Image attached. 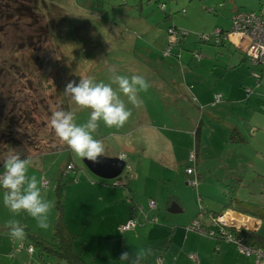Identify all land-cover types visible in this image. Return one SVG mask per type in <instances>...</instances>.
I'll use <instances>...</instances> for the list:
<instances>
[{
    "label": "rangeland",
    "instance_id": "rangeland-1",
    "mask_svg": "<svg viewBox=\"0 0 264 264\" xmlns=\"http://www.w3.org/2000/svg\"><path fill=\"white\" fill-rule=\"evenodd\" d=\"M163 1L167 5L165 12L154 0H6L13 7L19 6L21 14L0 19V166L13 151L20 153L22 159L30 158L29 174L45 178L43 195L54 207L50 228L42 230L25 213L13 216L3 205L0 189V264H69L54 256H45L42 261L37 251L30 256L27 249L20 250L21 242L27 241L12 238L6 224L9 219H17L23 227L29 226L48 237L53 235L51 227L59 212L55 190L70 156L78 165L71 163L72 169L77 168L78 172L63 177L60 205H64L72 226L78 230L73 247L82 250L87 264H105L100 257L95 263L98 251L122 254L125 249L121 226L129 221L110 233H102L99 223L106 224L114 214L132 213L138 225L151 224L148 229L154 228L152 233L169 236L175 229L179 249L183 232L195 234L190 239L195 243L201 240L203 247L214 241L212 256L205 263L200 255L201 264H257L255 253L246 256L235 243L218 241V237L189 230L188 226L204 209L213 212L223 204L234 208L262 199L264 172L259 175V171L264 167V78L259 81L254 71L264 67L245 59L243 49L205 43L204 36L220 23L230 26L231 17L238 11H261L264 0ZM170 12L172 18L167 21L165 15ZM173 24L187 29L181 51L177 47L183 41L181 36L169 33V44L165 41L164 35ZM195 34L196 43L191 42ZM113 66L116 74L143 75L151 85L147 92L139 93V107L121 94L132 111L123 127L109 128L100 122L93 134L103 141L105 155H125L131 165L126 172L133 175L129 182L131 192L115 209L104 207L99 199L123 184H115L117 178H103L91 172L84 158L60 141L49 124L56 110H76V122H87L90 110L77 109L64 92L65 87L71 81L79 83L81 76L111 84L113 74L109 69ZM112 87L118 91L116 84ZM199 87L222 95L223 100L214 106L205 105L202 111L193 101ZM31 97L38 102H29L37 112L35 119L32 117L35 122L29 118L22 121L18 119L20 109ZM230 101L236 104L230 105ZM201 120V138L205 145L215 142L217 155L205 148L206 171L199 184L193 186L189 179L195 174H188L186 169L193 166L189 154L195 148L194 132ZM240 124L243 131L247 125L258 128L248 133L245 130L249 144L224 146V129L229 128L230 135ZM13 135L17 136L14 141ZM58 145L64 150L56 151ZM39 149L48 152L37 154ZM256 166L259 169L255 170ZM0 171H4L3 166ZM171 195L178 197L181 212L168 210ZM151 199L156 206L150 205ZM86 213L88 218L84 217ZM140 215L144 219L148 216L149 221L140 222ZM90 230L101 237L91 238ZM230 230L244 235V243L254 246L264 257V248L250 243L243 229ZM261 230L264 233V224ZM142 238L128 237L126 247H139L144 242L143 247L148 248V242H153ZM158 240L154 246L165 250L166 241ZM224 248L235 249L236 256L221 255Z\"/></svg>",
    "mask_w": 264,
    "mask_h": 264
},
{
    "label": "clouds",
    "instance_id": "clouds-1",
    "mask_svg": "<svg viewBox=\"0 0 264 264\" xmlns=\"http://www.w3.org/2000/svg\"><path fill=\"white\" fill-rule=\"evenodd\" d=\"M109 71L113 74L111 84L95 82L92 77L81 76L79 83L71 81L65 87L64 92L71 97L77 109L90 110L87 122H76V110H56L49 119L50 127L60 141L77 156L92 162H98V158L105 152L103 141L93 135L97 132L100 122L109 128H121L132 116V111L121 94L133 106L139 107V93L147 92L151 87L143 75H119L116 74L115 66ZM112 84L118 86V91ZM31 166L30 158L22 159L21 154L16 151L8 154L3 164L4 171L0 173L2 201L13 216L25 213L36 221L38 228L47 230L51 226L49 217L54 205L43 195L45 178L30 175ZM6 226L12 238H25V229L19 220L9 219ZM152 254L151 248H141L135 253L123 252L120 260L126 264H142V261Z\"/></svg>",
    "mask_w": 264,
    "mask_h": 264
},
{
    "label": "crops",
    "instance_id": "crops-1",
    "mask_svg": "<svg viewBox=\"0 0 264 264\" xmlns=\"http://www.w3.org/2000/svg\"><path fill=\"white\" fill-rule=\"evenodd\" d=\"M160 1H162V0H160ZM166 9H167V5H166ZM209 9L212 10L211 8H209ZM182 11L185 12L186 9H183ZM167 15L168 16H167V18H165V20L168 21V20H170L172 18V14L170 12ZM165 17H166V15H165ZM224 25L225 24L220 23V25L217 26L216 28H221L223 31H230L231 26H232V17H231L230 26H227V25L224 26ZM173 26H175V25L173 24ZM177 28H179V27L177 26ZM180 28L181 29H184V30H187V29L182 28V27H180ZM164 37H165V41L168 42V44H169V40H168L169 35H168V33H167V36H166V33H165ZM185 42H186V38L183 39V41L177 46V47L180 48V51H181V46ZM191 42H194V43L197 42V36H196V34H195V39H192ZM198 42H200V41H198ZM219 44H221V43H219ZM219 44H217V45H219ZM221 45H226L229 48L234 49V50L239 49V46L237 47V40L234 39L233 37L230 38V40L223 42ZM244 56H245V53H244ZM245 59H247L246 56H245ZM258 66H262V65H258ZM254 73L256 74V77L259 79V81H261L264 78V69H261V71H259V72L254 71ZM216 94H217L216 92H213V91H211L208 88L206 89L204 87H199L196 90V93L194 95V99H193L194 104L195 103H198L199 108L203 111L205 109L204 108L205 105H207V104H211V105L214 106L213 101L215 99ZM222 100H223V98H222ZM234 103L236 104L235 101H230V105L231 104H234ZM238 103H240V102H238ZM202 122H203V120H201L199 122V124L197 125V129L194 132L195 148H194V150H191L190 151V154L192 152H195L196 153L195 161H190V162L193 163V167H194V173H192V175L195 174V176L198 178V184H199L200 179L203 177V173L206 171L205 162H206V155L208 153L205 150V148L206 149H209L210 150V153H212L213 155H217V152H216L217 146L214 148V143L215 142L212 143L210 141L211 143L205 145V142L201 138L202 129H203ZM198 127H199V129H198ZM235 127L243 135V137L245 138V140L244 141H234V140H232L230 138L231 134L229 135V131H230L229 128L228 129H224V133H223V140L224 141L222 140L224 146H227L229 143H231V144H249V139L245 135L244 132L247 131V133H248L249 130L256 131V129H258L257 127H254L255 129H252L251 126L247 125L246 127L245 126L243 127L246 131L245 130L243 131L241 124L240 125H236ZM255 152H256V149H255ZM190 154H189V156H190ZM121 157L125 158L126 162L129 163V161L127 160L128 158L126 159V156L125 155H123ZM66 166H67V164H66ZM66 166H64L62 168L60 175H63V177L64 176L67 177L69 174H73V173H75L77 175V172H78V170L76 171L77 168L65 172ZM257 169H259L258 166H256L255 170H257ZM260 169L261 170L259 171V175L261 174V172H264V167H261ZM124 172L125 171L123 170V172L121 174H123ZM64 173H66V174H64ZM127 174L130 175V173H127ZM127 174L126 173L123 174V175H125V179L121 183V184H123L121 186H124V187H121L119 189H114L109 194L105 195L104 197H101L100 196V199H99L100 204H102L106 208L108 207V208H114V209L116 207L121 206L122 201H124L125 198L131 192L130 189H129V182L131 181L133 175H130V180H129L128 179L129 178V175H127ZM74 177L77 180V177L76 176H74ZM241 177H243V175H241ZM115 178H117V177H115ZM127 179H128V181H127ZM73 181H75V180H73ZM261 192H263V194H261L262 195V199L260 197V199L258 201H254L252 203L246 202L244 204V206H240V207H237L236 206L234 208L232 206L227 205V204L226 205L223 204V206H222V208L220 210H215L213 212H211L209 210L207 211L206 209H204L202 211V213L197 214L194 218L199 219L200 222H202V224L205 227H212V228H214V230H218L219 229V226L216 225V224H214V222H213V216L214 215H222V214H224L225 215V218L228 219L229 222L232 219H235V221H237L238 224H240V226L243 227L242 229L246 232V234H249V233H252V232H258V233H261V235L264 236V233L261 230L262 229V226L264 224L263 223V219L260 218V217H258V216H254V215L250 214V212L248 214V211L250 209H254V208L264 209V189L261 190ZM55 194H56V191H55ZM237 199H238L240 205H242L241 199H239V198H237ZM151 200H154V199H151ZM173 202H177L179 204V207L181 208V211L183 210L182 205L179 202L178 197L175 196V195H171V196L168 197V200H167V208H168V210H169V208H170V206H171V204ZM238 209H245V210H238ZM65 211H66V208L64 207V217H65V221H66L68 227L73 232V234H75V237H78L77 236L78 235L77 234L78 230L75 229L72 226V222L67 217V214H66ZM133 214L134 213H132L131 215L130 214H126V215H123V216L122 215L121 216H116L114 214L113 216H109L107 218L106 224L99 223V226H101V228H103L102 233H104V232L110 233L113 229L118 230V227H120L121 224L126 223L127 221H130L132 219H134L135 221H137V219L134 218ZM84 217L85 218H88L89 215L86 213V214H84ZM139 217H140V220H139L140 222L141 221H145V220H146L145 222L149 221V219H148L149 217L148 216H146L147 219H144V217L142 215H140ZM192 221H190V223ZM137 223L138 222H136V226L134 227V229L121 230L123 232V237H121V238L124 240V243H123L124 245H122V246L125 249L124 251H122V253L123 252L135 253L136 251H138L141 248H145L146 249V247H143V246L146 245L144 242L140 243L139 244V247H134V248H130V249L127 248L126 247L127 245L125 244V241L128 239V237L132 238V236H135V237H138V238L143 237L142 239H147V241H152L153 240L152 243L151 242H148L149 244H147L148 245L147 247L152 249V252H153L152 255L154 257L148 256L150 258L147 257L146 259H144L142 261V264H157V260H156L157 257L158 258L159 257L162 258L163 264H177L179 262L180 263L181 262H186L187 264H201L202 263V260H201V256L200 255H202L203 261L205 263H207L209 257L212 256V254H211L210 251H211L213 245L215 244V243H213L214 241H212V245H211V243L209 241L208 244L206 245V247H203L201 245V240L199 241V243H195V242H192V239H190L192 237L195 238V236H196L195 234H193V233H187V232L185 233V232L182 231L183 232L182 235H185V236H184L183 242L181 243V246H180V249H179L178 248V245H177V237H176L177 236V233H176L175 229H174V231L172 230V232L169 233V236H167L166 234L161 235V233H159V234L152 233V230H154V228L148 229V226L149 225L152 226L151 224H147V225L145 224L143 226H140ZM190 223H189V225H190ZM139 226L142 229L139 230ZM53 229H54V227H51V231L52 232H53ZM33 230H34V228H33ZM137 230H139V231H137ZM89 232H90L91 238H99V237H101V235L98 234V232L95 231V230H90ZM92 235L94 237H92ZM180 236H181V233H180ZM158 239H163V240L166 241V244H165L166 248H165V250H162L161 248L158 249V248H156L154 246V244H153L154 241H159ZM24 240H27L26 237L24 238ZM24 249H26V248H23V250ZM214 249H215V247H213V250ZM20 250H22V249H20ZM36 251L37 250H35L33 253H30L28 251H26V252H27L28 255L33 256ZM75 251L77 253H80V252L82 253V250L78 251V250L75 249ZM222 251H223L224 254L222 253L221 255H225V256L235 255V253H234L235 249L232 250V248H224V250H222ZM192 254H196V256H197L196 259L192 258V256H191ZM97 255H98V257L94 259L95 263H96V260L100 257L101 259H103V261L105 262V264H109V261H111L112 264H126V262H123V261L120 260L121 253L119 252V254H116L114 252V250H112L111 252H108V253L107 252H103L102 253V252L98 251L97 252ZM38 256H39V258L42 261H45V258L44 257H42L40 255H38ZM237 259H238V257H237ZM84 260L87 263V260L86 259H84Z\"/></svg>",
    "mask_w": 264,
    "mask_h": 264
},
{
    "label": "built area",
    "instance_id": "built-area-1",
    "mask_svg": "<svg viewBox=\"0 0 264 264\" xmlns=\"http://www.w3.org/2000/svg\"><path fill=\"white\" fill-rule=\"evenodd\" d=\"M181 31V32H180ZM186 30L181 29H171L169 33H175L177 36H182L186 34ZM206 37V38H205ZM212 37H214V42L219 44L220 42H225L234 38L237 40V47L243 49L247 59L255 65L264 66V8L261 11H238L232 16V26L230 31H223L221 28H216L212 33H205L204 42H207ZM222 100V96L216 94L213 104ZM196 153L192 152L189 156L190 161H195ZM125 159V158H124ZM73 164H68L65 172L72 170ZM131 170V165L126 162L124 173ZM189 174L194 173V167L189 166L187 168ZM2 173V172H0ZM123 173V174H124ZM66 174V173H64ZM117 176V181L115 184H121L125 179V175ZM189 182L193 185L198 183V178H190ZM47 183V181H46ZM151 206H156L155 200H150ZM214 224L219 226L218 230H214L212 227H205L199 219H196L190 223L188 226L189 230L199 231L203 235H209L213 237H218V241L223 239L235 243L239 250L246 256H250L253 253L256 254L257 264H264L263 253L256 250L254 246H249L247 243H244V235H236L230 229L242 230V226L238 224L235 219H232L230 222L225 218V215H214L213 216ZM136 226V221L134 219L130 220L127 224L121 226V230H129ZM26 248L28 252L33 253L35 248L27 244L26 242H21L20 249ZM192 258L196 259V254L191 255ZM157 264H163L161 257L157 259Z\"/></svg>",
    "mask_w": 264,
    "mask_h": 264
},
{
    "label": "trees",
    "instance_id": "trees-1",
    "mask_svg": "<svg viewBox=\"0 0 264 264\" xmlns=\"http://www.w3.org/2000/svg\"><path fill=\"white\" fill-rule=\"evenodd\" d=\"M154 1L158 3V6L160 7L161 10H163L164 12L166 11V4L163 0L162 1L154 0ZM18 13L21 14V8L19 6L13 7L10 3H6V0H0V19L1 18L6 19V17L12 18V17H14V15H16ZM167 16L168 15L166 13L165 18H167ZM170 28L181 30V28L180 27L177 28L176 25L175 26L170 25L167 29L168 34L170 32ZM183 36L184 35H182L180 37L181 41L183 39H185V37H183ZM168 40H169V38H168ZM214 40H215L214 37H212L210 40H208L205 43H209V42L215 43ZM220 43L222 44L223 41ZM215 44H217V43H215ZM30 101L31 102L33 101L32 102L33 105H38V102L36 100H33L32 97L29 98L26 101V106L21 107L20 111H22V113L19 114L18 119L22 118V121H24V120L29 118V120L32 119L33 122H35L34 114H37V112L33 109L32 103L29 104ZM12 118L13 117H11V119ZM7 122H9V121H7ZM5 123H6V120H5ZM198 129H199V127H198ZM9 132L12 133V130H10ZM11 138H13L12 140L14 141L17 138V136L15 137V135H13V136H11ZM230 138L234 141H244L245 140L243 135L239 132V130L236 127L233 128ZM6 143H9V142H6ZM55 150L61 151V150H64V148H61V146L58 145ZM45 152H48V151L39 149L37 154H42ZM33 153L36 154L35 152H33ZM70 163H74L75 166L78 167L76 162L72 159V156L69 157L66 164L68 165ZM3 164H4V162L1 164L0 168L3 166ZM62 179H63V175H61V177L59 178V182H58V184L56 186V190H55L57 200H58L57 203H59V205L57 204L59 212H58V214L54 220V223H53V227H54L53 235L51 237H48L47 235L43 234L40 231H35L32 228L25 226L24 227L25 233H26L25 237L27 239L25 241H27V244L32 245L35 248V250H37L39 255L44 257V258H45V256H52V257L54 256L60 260H66L69 264H87L86 261L84 260V258L82 257V255L80 253H77L73 247V241L75 239V234H73V232L68 227V225L65 221L64 205H60V203L62 202V197L64 195ZM249 212H250V214H252L254 216H258L260 218H263L262 216H264V209L254 208V209H250L248 211V214H249ZM194 220H196V218H194L193 221ZM246 236L248 237L247 239L249 240L250 243L255 244L257 246L260 244L261 247L264 248V236L261 235V233L252 232V233L246 234ZM251 240L253 242H251Z\"/></svg>",
    "mask_w": 264,
    "mask_h": 264
},
{
    "label": "water",
    "instance_id": "water-1",
    "mask_svg": "<svg viewBox=\"0 0 264 264\" xmlns=\"http://www.w3.org/2000/svg\"><path fill=\"white\" fill-rule=\"evenodd\" d=\"M98 162H92L84 158L86 167L94 174L103 178H115L119 176L126 165V160L120 156H107L103 154ZM170 212H180L181 208L177 202H173L169 208Z\"/></svg>",
    "mask_w": 264,
    "mask_h": 264
}]
</instances>
